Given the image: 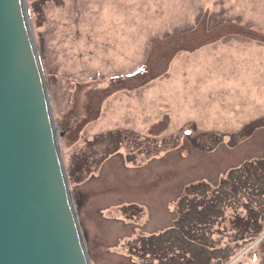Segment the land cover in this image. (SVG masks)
Listing matches in <instances>:
<instances>
[{
  "label": "rangeland",
  "instance_id": "1",
  "mask_svg": "<svg viewBox=\"0 0 264 264\" xmlns=\"http://www.w3.org/2000/svg\"><path fill=\"white\" fill-rule=\"evenodd\" d=\"M26 5L90 264H264V219L209 204L264 158V0Z\"/></svg>",
  "mask_w": 264,
  "mask_h": 264
},
{
  "label": "water",
  "instance_id": "2",
  "mask_svg": "<svg viewBox=\"0 0 264 264\" xmlns=\"http://www.w3.org/2000/svg\"><path fill=\"white\" fill-rule=\"evenodd\" d=\"M25 5L0 0V264H90Z\"/></svg>",
  "mask_w": 264,
  "mask_h": 264
},
{
  "label": "trees",
  "instance_id": "3",
  "mask_svg": "<svg viewBox=\"0 0 264 264\" xmlns=\"http://www.w3.org/2000/svg\"><path fill=\"white\" fill-rule=\"evenodd\" d=\"M262 121L263 120L255 121L246 127H250L252 131L253 128L255 129L263 125ZM218 196H220V198H217ZM242 199H245L246 203H243ZM232 202H234L233 204H235L237 208L241 206L244 210V216H242L240 213H238L236 216V221L240 222L242 226H244L242 232L249 228V225L254 223L257 224L259 221H262V218L264 219V158L248 161L239 168L231 170L227 174V177L221 181L215 196H211L209 198V204L211 205L210 207L216 206V204L219 203H224L231 206L233 205ZM200 203L202 204L203 202L200 201ZM207 208V205L201 207L198 211L200 213L199 216L203 215L201 213L203 211H207ZM192 228L193 227H180L179 230L183 234L182 237L186 238L192 236L190 234L192 230L187 231L188 229ZM258 233L259 232L256 234ZM182 237H179V239H181L180 241L183 242L184 238ZM255 238L256 236H254L253 240ZM195 247V250L199 253H208L207 249L209 250V248L207 247L206 249V246H202L196 242ZM181 248H184L183 244L181 245ZM210 249V254L218 257L216 254H219V249ZM254 255L256 256V254Z\"/></svg>",
  "mask_w": 264,
  "mask_h": 264
},
{
  "label": "flooded vegetation",
  "instance_id": "4",
  "mask_svg": "<svg viewBox=\"0 0 264 264\" xmlns=\"http://www.w3.org/2000/svg\"><path fill=\"white\" fill-rule=\"evenodd\" d=\"M181 258L179 256H174V257H160V258H154L151 261L146 258L144 261V264H178V261ZM185 260V259H182Z\"/></svg>",
  "mask_w": 264,
  "mask_h": 264
},
{
  "label": "bare ground",
  "instance_id": "5",
  "mask_svg": "<svg viewBox=\"0 0 264 264\" xmlns=\"http://www.w3.org/2000/svg\"><path fill=\"white\" fill-rule=\"evenodd\" d=\"M53 125H54V128L56 129V131H58V127H57V124H56V122L54 121V119H53ZM56 133H57V132H56ZM74 212H75V210H74ZM75 214H76V212H75ZM76 218H77V216H76ZM77 221H78V219H77ZM77 225H78L79 233L81 234V238H82V233H81V230H80V227H79V223H78ZM82 241H83V239H82ZM83 244H84V241H83ZM84 246H85V244H84ZM85 250H86V246H85ZM86 254H87V252H86ZM87 257H88V255H87Z\"/></svg>",
  "mask_w": 264,
  "mask_h": 264
}]
</instances>
